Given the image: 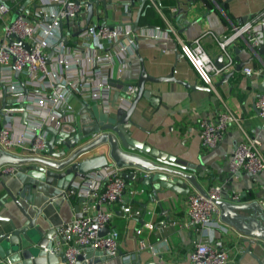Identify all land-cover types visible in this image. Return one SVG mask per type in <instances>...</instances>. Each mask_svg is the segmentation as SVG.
Instances as JSON below:
<instances>
[{
    "label": "crops",
    "instance_id": "obj_1",
    "mask_svg": "<svg viewBox=\"0 0 264 264\" xmlns=\"http://www.w3.org/2000/svg\"><path fill=\"white\" fill-rule=\"evenodd\" d=\"M1 1L12 5L7 19L12 18L16 12L23 13L32 23L42 18L41 8L33 9L28 0H16L14 6L10 0ZM102 1L106 4L105 14L101 11ZM122 2L123 0H98V3L93 5V18L106 24L133 21L140 1L134 0V4L127 7L122 5ZM178 7L183 12L179 13L177 19L174 14ZM263 9L264 0H191L190 4L187 0H159V3L145 0L137 24L151 25L146 29L163 32L162 36L152 38L136 35L132 51L125 53L120 60L114 56L110 69L111 78H127L133 84L139 74L141 62L149 75L171 76L167 80L145 82L147 97L139 98L137 107L130 116L141 129L131 127L132 136L199 167L195 173L204 189L210 184L218 183L222 186L221 197L227 196V199L234 201L258 199L264 194V170L254 174L230 170L227 156L235 142L241 138L240 132L232 125L226 128L215 147L203 150L200 146L198 120L201 116L213 118L222 105L228 107L238 117L245 131L259 135L264 155L262 118L254 107L256 95L264 91V51L260 53L246 48L242 36H238L228 45L232 55L231 64L224 65V56L215 39V36L227 33L234 24L251 20ZM169 27L174 28L184 41L197 38L213 63L220 67L212 74V83L219 97L208 87L202 86L204 84L180 53ZM69 40L72 41V38L69 37ZM125 43L126 39H122L120 44ZM235 47L237 52L234 51ZM238 61L243 62V66L236 69ZM244 66L260 71L245 73ZM226 73L228 76L224 75ZM71 102L75 108L79 106L78 99L72 98ZM8 118V110L3 111L0 121L6 123ZM12 125L16 134L21 128L18 119H15ZM96 150L93 148L83 156L96 153ZM14 151H19V148H14ZM123 170H136V175L143 174V171L135 167H124L119 172ZM1 181L13 191L23 184L28 185L24 194L32 195V205L43 204L42 216L37 217L40 229L52 234V229L79 213L81 196L78 193L86 186L84 182L79 190L69 197H63L57 196L60 189L56 186L57 180L54 178L48 183L16 170L8 174L0 173ZM125 181L133 190L131 194L125 195L124 199L132 209H137L138 213L125 216L117 204L112 206L113 214L107 226L117 231L118 254L105 256L103 259L96 256L92 264H125L120 257L123 254L129 256V264H189V251L199 237L194 228L179 225L187 217V194L167 188L157 191L161 208L167 210L162 213L156 201L150 200L148 184H141L140 179L136 177ZM186 184L190 187L188 193L195 190L188 182ZM2 193L0 185V214L18 217L19 213L12 199L9 196L1 199ZM233 195L238 197L232 199ZM18 199L33 212L32 205H28L23 197ZM142 204H145L144 212ZM101 207L106 208V205L102 204ZM16 222L19 223L18 220ZM147 222L152 224L150 228L144 226ZM137 227L142 228L143 240L152 245V250L147 247L138 248L140 236L134 231ZM8 229V221L0 219V232ZM212 240L228 250V264H257L245 251L246 248L255 251L254 246L249 244L251 237L233 226L222 222L221 226L213 231Z\"/></svg>",
    "mask_w": 264,
    "mask_h": 264
},
{
    "label": "built area",
    "instance_id": "obj_2",
    "mask_svg": "<svg viewBox=\"0 0 264 264\" xmlns=\"http://www.w3.org/2000/svg\"><path fill=\"white\" fill-rule=\"evenodd\" d=\"M10 1L14 3L13 6L16 4V0ZM28 1L35 4L33 9L41 8L40 21L32 23L20 12L7 19L12 5L0 0V97L5 93L7 96H15L17 100L25 99L27 112L26 123L19 122L21 128L15 134L12 122L15 119L19 121L18 111L13 110L14 104L6 107L4 111L8 110L9 118L6 123L4 121L0 125V147L22 155L43 151V140L46 136V133L42 132L44 124L58 127L61 123L75 122L77 115L71 102L72 98L82 102L95 101L100 103L104 110L109 109L113 87L108 82L114 56L120 60L125 53L132 51L133 36L159 38L163 34L146 28L137 29L133 33L128 24H117L110 29L108 24H101L93 15L86 27L77 31L86 15L85 0ZM263 14L264 9L251 20L234 24L227 33L215 36L219 50L224 56V65L231 64L232 55L228 45L238 36L245 37L251 45L262 42ZM169 30L178 43L180 53L198 79L219 97L212 83V74L220 67L213 63L197 38L184 41L174 28L169 27ZM75 31L77 32L73 35ZM62 35L65 36L66 43L60 40ZM122 36L126 39L124 45L120 44L122 40L116 42ZM10 37L13 40L21 39L29 47L15 41L9 43ZM50 48L53 53L47 61L46 55ZM14 69L18 70L17 77L13 76ZM243 71L258 73L260 70L244 66ZM24 89L27 92L21 96L20 93ZM135 90V84L130 83L120 101L114 105H126ZM254 107L262 118L264 128V91L256 95ZM10 112L14 114L13 120L10 119ZM230 125L237 128L241 135L227 156L230 170H241L250 174L264 170V155L259 135L245 131L238 117L224 105L213 118H199L201 148L210 150L215 147ZM14 148H19V151H14ZM17 166L3 164L0 171L6 174L15 172ZM119 171L120 168L115 165L89 171L64 191L62 196L69 197L80 189L82 183H86L84 189L78 193L81 196L79 213L53 229L52 245L43 247L44 250L55 254L62 252L65 256L63 264H73L76 255L84 252L87 247L100 249L105 256L118 254L117 231L107 226L113 214L112 206L117 204L125 216L138 213V210L132 209L124 199L133 189L126 184ZM221 187L220 184L214 183L205 189V194L194 190L186 195L187 217L179 225L194 228L199 237L189 251V264L229 263L228 250L212 240L213 231L222 224L214 201L221 197ZM237 197L233 195L232 199ZM257 202L264 209V194ZM102 204L106 205V208H102ZM104 226L108 227V231L99 234V229ZM144 226L150 228L152 224L147 222ZM134 231L140 236L138 248L147 247L152 250V245L143 240L142 228L137 227ZM120 257L122 262L129 264L127 254Z\"/></svg>",
    "mask_w": 264,
    "mask_h": 264
},
{
    "label": "water",
    "instance_id": "obj_3",
    "mask_svg": "<svg viewBox=\"0 0 264 264\" xmlns=\"http://www.w3.org/2000/svg\"><path fill=\"white\" fill-rule=\"evenodd\" d=\"M139 1L135 19L118 24L130 25L133 33L137 29L151 27L148 24L143 26L137 24L140 9L145 0ZM153 1L159 3V0ZM187 1L189 4L191 3V0ZM85 2L86 15L83 24L78 27L77 31L86 27L92 16L93 5L97 4L98 0H85ZM133 4L134 0H123L122 2V5L126 7ZM31 5L35 6L34 3H31ZM105 5V2L102 1L101 11L104 14ZM180 12H183V10L178 7L174 14L177 19ZM115 25L117 24H108V27L111 29ZM59 26H61V20ZM77 31L73 32V35ZM123 38L124 36L120 37L116 42ZM135 39L136 36H133V40ZM60 40L62 43L67 41L63 35ZM242 40L246 48L260 53L264 51V40L257 45H251L245 37H242ZM13 41L29 47L26 42L19 38L13 40L10 37L8 39L9 43ZM234 51L237 52V47L234 48ZM52 53L53 50L50 48L46 55L47 61ZM242 66L243 62L238 61L235 68ZM17 73L18 70L14 69L13 76L17 77ZM224 75L228 76L227 73ZM170 78L171 76H152L147 74L141 62L139 74L134 82L136 90L129 97V102L124 106L117 103L114 105V103L120 101L130 82L127 78H110L108 83L113 87V91L109 99V109L104 110L101 104L95 101L92 103L79 101V106L75 108L77 115L75 122L61 123L58 127L49 124L42 126V132L46 133L43 140V151H36V153L31 155H22L0 147V166L3 164L18 165V171L25 172L33 178L48 183L53 178L56 179V186L60 189L57 196H62L68 187L89 171L107 165H115L120 169L128 166L135 167L143 171V174L139 173L136 175L138 173L136 170L130 172L123 170L120 174L125 179L136 177V179H140L141 184H148L151 192L150 200L156 201L162 213L167 210L161 208V203L157 200V191L167 188L180 194H187L190 190V187L186 184L188 182L193 189L205 194V189L199 183L195 173L199 170V167H195L192 163L149 146L131 134V127L141 129L134 120H131L130 116L137 107L139 98L147 97V92L144 88L145 82H155L160 79L167 80ZM202 86L207 87L205 85ZM26 92V89H24L20 95H25ZM10 104H14L13 110L18 111L19 122L22 124L26 123L25 99L17 100L15 96H7L5 93H2L0 97V117ZM142 113L143 111L141 115ZM9 115L11 116L10 119L13 120L14 114L10 112ZM2 123L3 121H0V125ZM56 147L58 148L56 149ZM93 148L97 149L96 153L83 156L84 153ZM0 173L2 172L0 171ZM0 185L3 190L1 199L9 196L19 213V216L14 218L0 214V219L7 220L10 226V229L0 232V264H63L65 256L62 252L55 254L43 249L45 246L49 247L52 245V233L49 231L43 232L40 229L37 217L39 215L42 216L41 209L43 204L39 206L32 205V195L24 194L28 185L23 184L14 191L2 181ZM18 197H23L28 205H32L33 212H30L26 206L21 204ZM214 201L218 207V215L221 222L233 226L238 231L251 237L249 244L254 246L255 251L247 248L245 251L255 259L257 264H264V209L258 204L257 199L234 201L224 196ZM141 208L142 212H144L145 204H142ZM140 222L143 223L142 218H140ZM107 231L108 227L104 226L99 229L98 233L103 234ZM96 256L101 259L105 257L100 249L87 247L84 252L76 255L73 264H92Z\"/></svg>",
    "mask_w": 264,
    "mask_h": 264
}]
</instances>
